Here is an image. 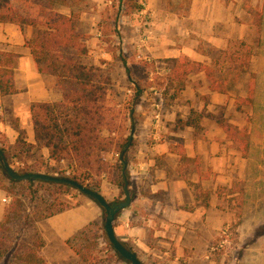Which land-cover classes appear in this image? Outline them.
Returning a JSON list of instances; mask_svg holds the SVG:
<instances>
[{"label":"crops","instance_id":"1","mask_svg":"<svg viewBox=\"0 0 264 264\" xmlns=\"http://www.w3.org/2000/svg\"><path fill=\"white\" fill-rule=\"evenodd\" d=\"M77 1L81 5L85 0ZM89 2L85 10L81 9L80 27L82 30L83 24L85 34L91 36L85 45L88 59L96 68L110 70L114 65L108 61L116 60L101 43L105 27L97 25L104 21V9H108L117 18L110 43L122 57H129L128 65L138 61L139 56L169 62L188 59L216 69L223 82L224 76L219 74L222 66L228 67L230 73L242 72L241 76L233 73L236 84L243 81L247 88L240 95L233 94L225 82L224 91H212L205 71L187 76L185 88L168 117L176 124L178 118L187 119L191 110L205 112L200 127L177 129L175 125L174 129L163 130L146 120L147 128L134 136V158L128 160L134 198L114 222L117 237L144 264H206L208 248L216 234L238 213L230 201L239 194L238 183L244 179L246 160L241 144L230 140L208 114L223 115L244 129V111L264 102V0H145L146 18L152 24V38L146 43L142 41L143 31L136 30L141 26L135 14L139 0ZM121 3L126 5L124 14L129 25H119ZM61 12L69 14V9ZM36 33L32 25L21 27L0 20V52L16 56V92L2 95L0 89V131L12 146H18L22 132L28 144L37 143L31 110L34 103L64 99L56 76L38 70L27 46ZM220 54L225 58L223 63L218 60ZM243 54H247L244 60ZM163 131H167L165 137ZM140 135L141 141L136 142ZM42 151L48 156L47 148ZM249 151L251 144L247 156ZM101 191L111 203H117L113 201L121 195V189L105 175ZM5 198L7 192L0 188V221L5 216ZM80 200L77 207L46 218L39 225L46 247L56 242L68 247V242L83 235L92 223L101 219L105 222L104 211L96 201L88 196Z\"/></svg>","mask_w":264,"mask_h":264},{"label":"rangeland","instance_id":"2","mask_svg":"<svg viewBox=\"0 0 264 264\" xmlns=\"http://www.w3.org/2000/svg\"><path fill=\"white\" fill-rule=\"evenodd\" d=\"M88 2L89 0H85L83 4L77 5L80 10H85ZM13 3L27 16L36 18L37 21L42 19L43 11L38 0H13ZM69 3L75 2L70 0ZM104 10V21L97 23L100 27H105L101 43L105 44L107 51L114 53L116 60L108 61L114 65L113 68L109 66L110 70L100 69L95 74L98 85L107 82L104 106L109 125L103 129L102 136L112 145L101 159L102 169L93 171L90 177L83 175L80 178L83 181L80 183L87 187L96 188L99 182L100 190L103 175L114 183L118 175L117 168L122 163L116 145L130 137L133 130L134 136L143 133V129L147 128V119H150L152 127L163 130L175 128V123L168 116L174 110L177 96L182 93L177 92L176 82L170 84L172 64L168 60L157 58L150 64L147 60L137 59L138 61L134 60L128 65L129 57H122L121 53L118 54L119 50L110 43V32L116 24V14L111 10ZM82 27L81 32L85 37L82 41L85 43L91 36L85 34L83 24ZM217 56L220 62H225L222 54ZM242 56L243 60L247 58V54ZM87 61L89 65H93L90 58ZM233 73L228 71V67L222 66L219 74L224 76V82L231 92L240 95L247 88L243 81L236 84L237 79L233 78ZM234 74L241 76L242 72ZM138 89L142 90V95L138 103L133 104V97ZM129 90H132L131 93ZM155 90L159 95H155ZM261 99L264 101V96ZM156 101L161 104V121L158 125L153 114V104ZM255 107L244 111L241 116L246 122L244 130L249 135L251 151L245 157L244 179L238 183V200L235 197L231 199L233 202L230 201V206L235 210L237 208L238 213L236 211L216 234L215 241L208 248L206 264H264V102L257 103ZM131 108L135 110L133 118ZM165 132L167 131H163V137L167 135ZM141 137L140 135L136 142L141 141ZM0 146L6 150L5 155L10 165L20 173L35 171L71 178L80 172L74 166V161L53 159L50 152L46 156L37 148L10 145L1 131ZM130 148L125 156L127 161L134 158V148ZM7 175L0 164V187L7 189V197L10 199L9 203H3L6 211L0 221V264H39L37 262L41 260L44 264H129L116 254L109 243L102 219L92 223V227L84 231L83 235L70 240L68 247L61 246L59 242L46 247L39 225L46 218L77 207L81 203L80 197L86 195L74 187L10 182ZM124 198L125 195L119 201ZM105 216L104 212V219ZM85 258L87 262H84Z\"/></svg>","mask_w":264,"mask_h":264},{"label":"trees","instance_id":"3","mask_svg":"<svg viewBox=\"0 0 264 264\" xmlns=\"http://www.w3.org/2000/svg\"><path fill=\"white\" fill-rule=\"evenodd\" d=\"M69 1L38 0L43 12L42 19L37 21L36 18H31L22 13L14 5L13 0H0V20L4 23H14L21 27L32 25L37 29L36 36L27 41V46L31 49L38 70L41 73H49L56 76L57 86L62 90L64 97L61 102L34 103L32 105L31 110L37 143L35 145L28 144L24 140L25 133L22 132L18 140V146L37 148L39 150L47 148L50 152V157L53 159L74 161V166L80 172L72 175L71 178L81 182L80 178L83 175L90 177L93 171L102 169L101 159L109 152L112 144L107 141V138L102 136L103 129L109 125L108 114L104 106L107 96V82L105 81V86L102 85L103 83L97 84L98 80L96 81L95 72L99 71L100 68L89 65L87 61L89 51L82 41L85 37L80 27L81 10L76 3L77 0H74L75 3H69ZM63 8H68L69 14L62 13L61 10ZM15 59L16 56L13 54L0 52V89L2 95L16 92L13 72ZM170 63L172 64L170 84L177 83V92L185 88V79L190 73L199 71H205L211 82L210 89L212 91L225 90L224 82L217 76L218 71L214 68L201 63L191 62L188 59L184 61L172 59ZM141 95L142 90L138 89L133 97V104L138 103ZM134 112V108H131V118H133ZM204 114L205 112L200 114L195 110H191L187 119L178 118L176 120V128L184 129L188 126L198 128L200 127L199 121ZM208 116L214 117L230 140L241 144L244 155L247 156L250 145L247 131L239 129L223 115L209 113ZM129 143L130 137L124 138L116 145L117 151L122 154ZM1 148L6 154V150L3 147ZM128 151H126V155ZM117 169L118 175L114 183L121 189L122 197L125 195V179L128 178L130 182L129 171L127 169L126 173H124L123 162ZM7 176L10 182L19 183V181L13 180L9 175ZM26 182L30 185L71 187L42 180ZM99 184L98 182L96 188L88 187L101 193ZM2 189L7 192V189ZM121 197L115 202H119ZM102 209L106 215L105 209ZM116 254L118 253L116 252ZM84 260L87 261L86 258ZM37 263L44 264L43 260Z\"/></svg>","mask_w":264,"mask_h":264},{"label":"water","instance_id":"4","mask_svg":"<svg viewBox=\"0 0 264 264\" xmlns=\"http://www.w3.org/2000/svg\"><path fill=\"white\" fill-rule=\"evenodd\" d=\"M134 132L132 131V135L130 136V143L127 146L126 150L120 155V160L124 164V173H126L128 169V161L125 158L126 151L130 148L133 140H134ZM0 156H1V164L5 170V172L13 179L19 182H26V181H38L42 180L45 182H52L56 184H65L71 187L76 188L86 196L90 197L91 199L98 202V204L105 209L106 211V218L104 222V231L107 235L109 242L111 243L113 249L126 261L130 264H144L138 254L132 250L131 248L127 247L116 235L114 222L116 220L117 215L124 209L128 208L134 198V194L130 189V182L128 178L125 179V198L117 203L109 202L102 193L95 191L84 184L70 178V177H58L46 173L40 172H27V173H20L16 171L8 162L1 146H0Z\"/></svg>","mask_w":264,"mask_h":264},{"label":"built area","instance_id":"5","mask_svg":"<svg viewBox=\"0 0 264 264\" xmlns=\"http://www.w3.org/2000/svg\"><path fill=\"white\" fill-rule=\"evenodd\" d=\"M112 3V2H111ZM119 11H120V18H119V21H120V26H125V25H129V22L127 19V17L125 16V10H126V5L121 3L119 5ZM146 9H147V3L145 2V0H139V8L136 10V16L139 17L140 19V22H141V26L136 28L137 32L139 31H143V35H142V41L143 42H150L151 38H152V24H151V21L146 18L147 17V13H146ZM139 59H142L141 56H139ZM143 60H147V62L149 63H152L153 60L149 59V58H144ZM132 90H129V92L131 93ZM155 95H159V92L157 90H155ZM153 107H154V111H153V114H154V118L157 122V125L158 123L161 121V113H160V109H161V104L160 102H155L153 104ZM4 202L5 203H9L10 202V199L9 198H5L4 199Z\"/></svg>","mask_w":264,"mask_h":264}]
</instances>
